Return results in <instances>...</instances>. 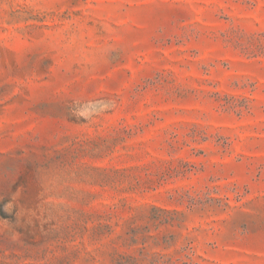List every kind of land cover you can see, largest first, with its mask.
I'll use <instances>...</instances> for the list:
<instances>
[{
  "label": "rangeland",
  "instance_id": "1",
  "mask_svg": "<svg viewBox=\"0 0 264 264\" xmlns=\"http://www.w3.org/2000/svg\"><path fill=\"white\" fill-rule=\"evenodd\" d=\"M0 264H264V0H0Z\"/></svg>",
  "mask_w": 264,
  "mask_h": 264
}]
</instances>
